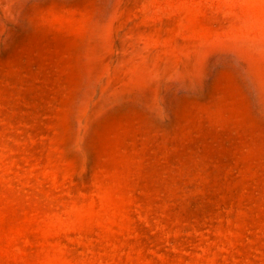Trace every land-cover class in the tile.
<instances>
[{"label":"rangeland","instance_id":"obj_1","mask_svg":"<svg viewBox=\"0 0 264 264\" xmlns=\"http://www.w3.org/2000/svg\"><path fill=\"white\" fill-rule=\"evenodd\" d=\"M0 264H264V0H0Z\"/></svg>","mask_w":264,"mask_h":264}]
</instances>
